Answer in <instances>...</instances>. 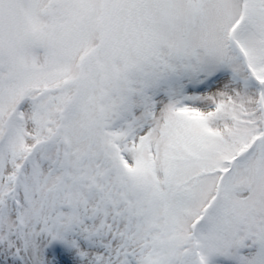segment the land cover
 <instances>
[{"label":"snow or ice","instance_id":"1","mask_svg":"<svg viewBox=\"0 0 264 264\" xmlns=\"http://www.w3.org/2000/svg\"><path fill=\"white\" fill-rule=\"evenodd\" d=\"M0 264H264V0H0Z\"/></svg>","mask_w":264,"mask_h":264}]
</instances>
